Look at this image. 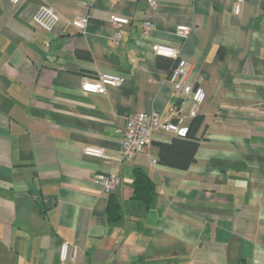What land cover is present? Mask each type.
<instances>
[{"label": "crops", "instance_id": "1", "mask_svg": "<svg viewBox=\"0 0 264 264\" xmlns=\"http://www.w3.org/2000/svg\"><path fill=\"white\" fill-rule=\"evenodd\" d=\"M84 1L0 0V264H264V0H244L239 16L235 0ZM40 6L59 16L49 33L33 23ZM111 15L130 21L118 45ZM81 16L84 33L70 25ZM158 44L180 49L205 92L186 169L159 162V147L178 138L161 130L147 153L119 159L129 115L157 111L164 121L176 105L175 123L193 122L190 99L166 79L172 61L153 54ZM99 73L126 81L83 92ZM87 146L105 157L83 155ZM137 167L155 186L145 214L131 200ZM109 174L119 184L106 193L93 177ZM110 193L116 225L106 220Z\"/></svg>", "mask_w": 264, "mask_h": 264}, {"label": "built area", "instance_id": "2", "mask_svg": "<svg viewBox=\"0 0 264 264\" xmlns=\"http://www.w3.org/2000/svg\"><path fill=\"white\" fill-rule=\"evenodd\" d=\"M23 0H10L12 5H17ZM92 0H85L82 4L88 7ZM244 0H235L232 6V13L235 16L241 14ZM149 9L141 21V31L145 36H149L154 29L152 19V11L155 9V4L149 2ZM59 22V16L56 11L49 6H40L33 17V23L36 27L45 33L51 32ZM109 23L114 30L111 36L113 45H118L122 38L123 27L130 24L126 17L111 15ZM88 24V16L76 17L70 22V25L78 32L84 33ZM176 35L181 38L187 37V31L184 28H177ZM156 57L170 59L171 67L167 73V81L172 86L174 96L184 101L190 99L188 117L195 118L200 112V108L205 99V92L201 87H194L189 81L190 65L187 61L181 58L180 49L168 45L158 44L152 49ZM126 81V77L108 73H99L95 78H85L80 85V88L85 93H93L104 95L108 87H120ZM180 118L179 110L176 105L172 106L169 111L167 120L161 121L160 114L157 111L149 113L138 112L127 117L125 126L121 133L120 141V157L121 161L132 160L135 156L147 153L151 144L152 134L158 130L175 134L183 137L186 129H182L175 123ZM83 155L104 158L102 148L87 146L82 150ZM94 181L100 184L106 193L113 191L119 184V179L114 174L96 175ZM69 245L61 243L59 250V259L65 262L68 257Z\"/></svg>", "mask_w": 264, "mask_h": 264}, {"label": "trees", "instance_id": "3", "mask_svg": "<svg viewBox=\"0 0 264 264\" xmlns=\"http://www.w3.org/2000/svg\"><path fill=\"white\" fill-rule=\"evenodd\" d=\"M78 55H82L81 52ZM172 64V63H171ZM171 67V65H170ZM169 67V69H170ZM183 137L177 136L170 144L161 145L159 151V162L165 166L186 169L192 163L193 155L198 148V140L195 137L199 129L202 118L196 116ZM134 201L145 214L151 207L154 196V183L143 169L137 167L133 169V180L131 183ZM122 218L121 207L117 196L110 193L106 204V220L112 225H116Z\"/></svg>", "mask_w": 264, "mask_h": 264}]
</instances>
